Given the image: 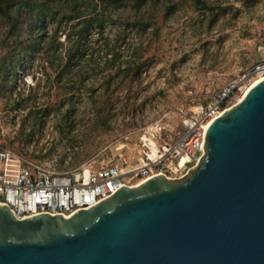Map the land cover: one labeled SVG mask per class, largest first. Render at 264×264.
Returning <instances> with one entry per match:
<instances>
[{"label":"rangeland","instance_id":"rangeland-1","mask_svg":"<svg viewBox=\"0 0 264 264\" xmlns=\"http://www.w3.org/2000/svg\"><path fill=\"white\" fill-rule=\"evenodd\" d=\"M167 2L171 11L157 2L145 30L133 24L122 31L123 17L114 13L103 36L94 31L85 62L74 71L78 83H57L55 70L38 58H26L15 83H6L0 71V149L60 172L136 161L144 142L178 138L182 111L211 102L226 83L264 60V0H207L214 11L195 0ZM56 27L48 21L50 31ZM2 38L0 33V59L8 45ZM106 38L120 54L118 63L134 56L141 62L133 83L121 81L117 64L100 71ZM33 90L35 101L18 108Z\"/></svg>","mask_w":264,"mask_h":264},{"label":"water","instance_id":"water-1","mask_svg":"<svg viewBox=\"0 0 264 264\" xmlns=\"http://www.w3.org/2000/svg\"><path fill=\"white\" fill-rule=\"evenodd\" d=\"M205 151L68 217L0 204V264H264V78L211 122Z\"/></svg>","mask_w":264,"mask_h":264},{"label":"built area","instance_id":"built-area-1","mask_svg":"<svg viewBox=\"0 0 264 264\" xmlns=\"http://www.w3.org/2000/svg\"><path fill=\"white\" fill-rule=\"evenodd\" d=\"M258 78H264V60L226 83L211 102L182 111L183 129L178 138L158 145L144 142L136 161L125 159L60 172L1 148L0 204L19 218L42 213L68 217L109 199L124 186L134 187L158 175L182 177L205 155L206 131L211 122L238 101Z\"/></svg>","mask_w":264,"mask_h":264},{"label":"trees","instance_id":"trees-1","mask_svg":"<svg viewBox=\"0 0 264 264\" xmlns=\"http://www.w3.org/2000/svg\"><path fill=\"white\" fill-rule=\"evenodd\" d=\"M168 0H0V33L8 43L6 53L0 59V71L6 83L16 82L17 70L28 57L30 60L39 59V63L55 70L57 83H78L74 81L75 69L78 63L85 62L88 54V45L94 31L101 33L112 16L121 17L125 31L136 25L139 30H145L154 17L156 3L160 2V9L165 13L173 8ZM203 9L214 11L216 8L209 5L207 0H195ZM223 10V8H221ZM218 12L215 14V16ZM55 22L54 31L48 29V21ZM68 27V29H67ZM63 28L66 39H60L59 32ZM68 30V31H67ZM107 59L100 71L109 66H116L117 73L123 74L122 82L133 83L134 78L140 76V61L135 56L124 64L118 63L120 54L116 52L115 45L106 38ZM111 55V57H108ZM137 55V50H136ZM45 66V67H46ZM80 70V69H79ZM70 72V76L67 77ZM49 76H51L49 74ZM115 75L110 74L108 83ZM40 83V82H37ZM110 85V84H109ZM37 92L30 91L28 97L17 102L20 108L28 101H35ZM109 104L110 103H104ZM105 109H99L102 116ZM109 112V109L107 110ZM108 121V115L100 117Z\"/></svg>","mask_w":264,"mask_h":264},{"label":"bare ground","instance_id":"bare-ground-1","mask_svg":"<svg viewBox=\"0 0 264 264\" xmlns=\"http://www.w3.org/2000/svg\"><path fill=\"white\" fill-rule=\"evenodd\" d=\"M262 78H258V79H256L253 83H252V85L250 86V87H248V89L245 91V93L239 98V100L237 101V102H239L243 97H244V95L247 93V91L254 85V84H256L257 82H259L260 80H261ZM237 102H235V103H237ZM235 103H233L232 105H235ZM232 105L230 106V107H232ZM230 107H228V109L230 108ZM148 143V142H147ZM153 147H155V145H153ZM153 150L155 151V148H153Z\"/></svg>","mask_w":264,"mask_h":264}]
</instances>
